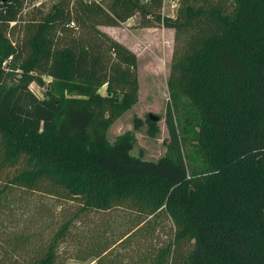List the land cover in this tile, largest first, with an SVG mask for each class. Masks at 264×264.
I'll return each mask as SVG.
<instances>
[{
	"label": "trees",
	"instance_id": "16d2710c",
	"mask_svg": "<svg viewBox=\"0 0 264 264\" xmlns=\"http://www.w3.org/2000/svg\"><path fill=\"white\" fill-rule=\"evenodd\" d=\"M23 2L0 0V264H264V0ZM135 14L174 29L157 160L107 137L138 60L99 28Z\"/></svg>",
	"mask_w": 264,
	"mask_h": 264
},
{
	"label": "rangeland",
	"instance_id": "374dc122",
	"mask_svg": "<svg viewBox=\"0 0 264 264\" xmlns=\"http://www.w3.org/2000/svg\"><path fill=\"white\" fill-rule=\"evenodd\" d=\"M57 1L59 0H24L20 19L35 18L39 20ZM151 16L150 14L145 17L135 14L120 26L99 28L131 49L138 60V101L111 124L107 133L108 140L113 141L117 135L127 130L132 131L136 144L131 150V154L141 156L145 160H157L165 152L164 140L167 139L168 132L164 117L169 99L166 82L174 44V29L164 27L154 16ZM30 88L38 97L43 96V88L36 84H31ZM100 92L103 93L104 88L100 89ZM148 113L158 115L160 118L157 122L159 132L154 137L149 136L147 132ZM135 118L143 121L138 129L133 127ZM117 215L122 214L110 212L105 215V218L106 220L110 219L113 226H117L121 223V219ZM90 220L92 225L103 222L102 216L95 212L91 213ZM165 225V231H167L169 222ZM65 264L85 263L69 259Z\"/></svg>",
	"mask_w": 264,
	"mask_h": 264
},
{
	"label": "built area",
	"instance_id": "2783aa9c",
	"mask_svg": "<svg viewBox=\"0 0 264 264\" xmlns=\"http://www.w3.org/2000/svg\"><path fill=\"white\" fill-rule=\"evenodd\" d=\"M85 2H94L100 4L102 0H83ZM144 3H149L150 0H141ZM178 0H162V6L160 10V16L163 20L165 17L172 16L173 14V8L177 6ZM10 24H14V22H10ZM68 26L74 27L75 23L73 21H70L68 23Z\"/></svg>",
	"mask_w": 264,
	"mask_h": 264
},
{
	"label": "water",
	"instance_id": "95a60500",
	"mask_svg": "<svg viewBox=\"0 0 264 264\" xmlns=\"http://www.w3.org/2000/svg\"><path fill=\"white\" fill-rule=\"evenodd\" d=\"M147 117L150 121H154V122H158L160 119L158 115L152 113H148Z\"/></svg>",
	"mask_w": 264,
	"mask_h": 264
},
{
	"label": "crops",
	"instance_id": "0c3cea01",
	"mask_svg": "<svg viewBox=\"0 0 264 264\" xmlns=\"http://www.w3.org/2000/svg\"><path fill=\"white\" fill-rule=\"evenodd\" d=\"M101 27H106V26H101Z\"/></svg>",
	"mask_w": 264,
	"mask_h": 264
}]
</instances>
